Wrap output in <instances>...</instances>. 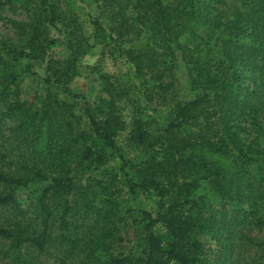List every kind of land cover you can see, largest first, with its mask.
<instances>
[{"label":"trees","instance_id":"1","mask_svg":"<svg viewBox=\"0 0 264 264\" xmlns=\"http://www.w3.org/2000/svg\"><path fill=\"white\" fill-rule=\"evenodd\" d=\"M7 11L0 264H264V0Z\"/></svg>","mask_w":264,"mask_h":264},{"label":"rangeland","instance_id":"2","mask_svg":"<svg viewBox=\"0 0 264 264\" xmlns=\"http://www.w3.org/2000/svg\"><path fill=\"white\" fill-rule=\"evenodd\" d=\"M4 16L11 17V18H21V17L18 15V11H7L2 16H0V37L15 39V34H14L13 30L11 29V26L9 25V23L6 21ZM94 61H95L94 55H90V56H87L84 58V64L92 65L94 63ZM106 68L110 71L121 72V77L125 78V76L123 74V69L119 64H118V66L107 65ZM180 76L183 80L184 79L183 69L181 71ZM94 79H95V76L93 74H88V70H87L82 74V77L77 79L76 84L84 92L88 93L89 95H94L97 92V86H96V82ZM212 198H213L212 199L213 202H217L216 195H213ZM133 203L136 206L147 209L149 211H153V208H154V204H153L151 197L148 198V196L146 194L139 195L138 198H136L133 201ZM8 214H9L8 210L0 209V221L4 218V216H7ZM0 250H1V244H0ZM253 254H254L253 252L250 253L249 249H247V252L244 253L245 256H249V255L253 256ZM29 256H30L29 254L23 255L24 259H27V260H28ZM40 258L43 262H47V263L54 262L53 257H47L46 258L45 256H40Z\"/></svg>","mask_w":264,"mask_h":264}]
</instances>
